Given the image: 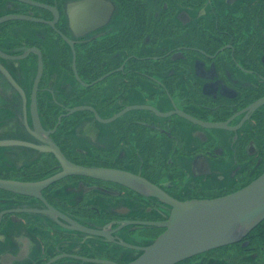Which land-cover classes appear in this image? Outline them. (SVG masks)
Returning <instances> with one entry per match:
<instances>
[{"label": "flooded vegetation", "instance_id": "obj_1", "mask_svg": "<svg viewBox=\"0 0 264 264\" xmlns=\"http://www.w3.org/2000/svg\"><path fill=\"white\" fill-rule=\"evenodd\" d=\"M6 15L25 16L0 19V63L22 92L0 71V139L41 143L35 91L64 160L2 144L0 178L40 181L65 162L126 171L187 200L264 171V0H0ZM171 209L75 171L34 194L0 188V264H126ZM172 264H264V218Z\"/></svg>", "mask_w": 264, "mask_h": 264}, {"label": "water", "instance_id": "obj_2", "mask_svg": "<svg viewBox=\"0 0 264 264\" xmlns=\"http://www.w3.org/2000/svg\"><path fill=\"white\" fill-rule=\"evenodd\" d=\"M11 17L25 16L6 15L0 19ZM0 71L12 85L19 87L22 92L21 87L2 63H0ZM88 107L90 106L87 105L84 108ZM30 110L33 118L31 132L40 139L41 143L20 139H0V145L24 144L38 150H51L61 160H64L59 147L49 137V132L54 129L46 130L41 124L37 112L35 91ZM64 168L63 171L35 182L0 178V188L34 194L65 175L66 172L75 171L103 178L114 177L139 190L146 189L172 205L169 218L164 222L166 229L152 241L141 246V253L126 264H172L199 251L240 239L264 218V171L240 189L220 197L179 200L168 197L150 181L126 171L67 165L65 162Z\"/></svg>", "mask_w": 264, "mask_h": 264}, {"label": "rangeland", "instance_id": "obj_3", "mask_svg": "<svg viewBox=\"0 0 264 264\" xmlns=\"http://www.w3.org/2000/svg\"><path fill=\"white\" fill-rule=\"evenodd\" d=\"M2 147L0 146V150H2L1 149ZM4 149H7L6 151L7 152H17V151H19V149H21V147H19V146H10V147H6V148H4ZM8 159L10 160L11 158L10 157H8Z\"/></svg>", "mask_w": 264, "mask_h": 264}]
</instances>
